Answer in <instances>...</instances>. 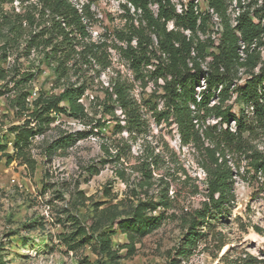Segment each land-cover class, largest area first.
<instances>
[{
  "label": "rangeland",
  "instance_id": "rangeland-1",
  "mask_svg": "<svg viewBox=\"0 0 264 264\" xmlns=\"http://www.w3.org/2000/svg\"><path fill=\"white\" fill-rule=\"evenodd\" d=\"M74 1L79 5L88 0ZM174 1L177 4L194 1L201 11H209L207 0ZM125 3L126 0H95L91 6L97 18L89 26L92 38L110 45L112 64L105 70L99 65L90 71L83 70L86 73L83 78L77 73L71 75L70 81L78 85L88 79L81 98L88 116L78 119L68 113L54 114L49 129L30 139L22 157L7 163L0 152V264H170L191 217L208 199L207 171L214 167L211 149L217 151V157L224 152L228 159L236 199L225 213L211 220V226L204 227L208 235L193 255L179 257L180 264H264V174L252 165L254 156L264 157V122H256L255 128L244 134L248 144L245 153L223 144L221 150L217 139L227 124L214 111L206 116L201 112L204 117L197 128L202 140L184 144L174 121L165 118L158 121L154 117L152 108L164 109L163 80L154 82L149 76L145 81L138 79L114 48L125 44L118 39V33L129 29L132 22L139 24V15L133 7L127 12ZM236 4V0L233 6L228 2L229 15L232 16ZM14 6L16 11L21 10L17 2ZM6 7L12 9V4ZM152 9L156 12L157 5L153 4ZM168 26L172 28L173 21ZM6 31L3 28L0 32V67L10 71L18 65L22 71L34 74L27 87L30 101L42 91L60 94L64 85H59L53 66L43 54L38 51L24 54V40L29 33L11 48L7 59L3 58ZM222 32L212 16L207 32L199 31V35L203 39L211 36L219 43ZM154 39L156 42L155 35ZM257 49L264 59V45ZM153 68L149 65L143 69L149 73ZM254 71L258 73L259 67ZM249 74L245 68L238 70L230 97L222 104L238 116L243 115V110L249 116L253 114V108L243 106V99L240 101L234 91L246 82ZM117 78L133 85L131 93L142 114L137 127L129 126L116 102L109 101L113 105L110 110L104 105L107 91H113L112 83ZM3 83L0 80V143L8 141V152L13 153L15 134L9 129L24 124L25 116L11 107L10 93L2 87ZM216 94L220 96L212 99L211 106L220 103L222 95L219 91ZM231 127L235 131V121ZM207 128L215 141L204 136ZM84 132L87 135H82ZM69 133L76 139L70 147L48 153V147L56 139ZM118 147L122 148V156L115 160ZM144 167L149 168L150 177L144 173ZM162 193H166L172 206L152 211L165 214L158 229L144 236H129L119 229L118 221L128 217L140 201H159ZM112 224L117 232L112 235V255L108 256L96 237ZM80 228L87 229L86 235H94L89 243H83V236L77 235Z\"/></svg>",
  "mask_w": 264,
  "mask_h": 264
},
{
  "label": "trees",
  "instance_id": "trees-1",
  "mask_svg": "<svg viewBox=\"0 0 264 264\" xmlns=\"http://www.w3.org/2000/svg\"><path fill=\"white\" fill-rule=\"evenodd\" d=\"M207 1L209 8L221 18L223 32L219 43L211 36L203 39L199 35V31L207 32L213 14L201 11L194 1H190L180 13L173 0H126L123 6L127 12L134 8V12L139 15V24L132 22L129 29L118 33V39L125 44L114 48L130 64L138 79L145 81L149 76L154 82L163 80L164 109L159 110L157 106L152 108L154 117L158 121L163 118L174 121L184 144L202 140L200 129L197 128L204 117L201 112L206 116L214 111L227 124L226 128L221 129L217 145L223 144L245 153L248 144L244 134L251 132L256 122H264V59L257 49L264 45V0L261 3L258 0L249 3L237 0L240 14L236 25H233L228 13V2L232 5L233 0ZM15 2L21 7L20 11H16ZM93 2L95 0H88L78 5L74 0H0V32L3 28L7 29L3 58L7 59L11 48L20 44L26 33H29L24 40V54L30 55L33 51L43 54L45 61L53 66L59 85H64L60 94L48 95L42 91L30 101L27 87L34 74L22 71L18 65H14L10 71L0 67V80H4L2 87L10 93L11 107L25 116L24 124L9 129L15 134L14 152H8V141L0 143V152L7 158V163L22 157L30 139L49 129L55 119L54 114L68 113L78 119L88 116L86 106L81 101L88 79L78 85L70 81L71 75L77 73L83 78L86 75L83 70L90 71L95 65L105 70L112 64L108 51L110 45L105 40L94 41L92 38L89 26L97 21L91 9ZM7 4H12V9H8ZM153 4L157 5L156 12L152 9ZM254 4L257 6L253 7ZM170 21L174 23L172 28L168 26ZM149 65L154 68L147 73L143 68ZM256 67H259L258 73L254 71ZM240 68H245L250 74L246 82L235 87L234 91L238 93L240 101L243 99V106L246 104L253 108L252 116L244 110L243 115L238 116L222 107L230 97L233 78ZM203 85L205 87L199 91ZM112 89L107 91L105 107L110 110L113 105H109V101L116 102L129 126H139L142 114L131 93L133 85L126 79L117 78L112 83ZM216 91L222 97L218 105L211 106L212 99L220 96ZM64 102L66 106L62 105ZM233 121L236 123L235 131L231 127ZM98 124L100 126V121ZM83 134L87 135L86 132ZM204 136L215 141L211 129L207 128ZM75 140L74 134H66L48 147V153L66 150ZM118 148L115 160L122 156V148ZM216 153L215 149L210 150L214 167L207 171L208 199L191 217L183 242L170 264H180L179 257L189 258L193 255L202 239L208 235L203 231L204 227L211 226V220L225 213L236 199L232 167L224 157V152L222 157H217ZM252 165L264 174L263 156H254ZM143 169L146 176L150 177V173H147L149 168ZM166 198V193H162L159 201H140L128 217L118 221L119 229L129 236H144L158 229L166 217L164 213L154 214L152 211L159 207L170 208L171 202ZM113 226L110 225L96 237L101 250L108 256L112 255V235L117 232ZM86 234L85 228H80L77 233L83 236V243H89L94 238V235Z\"/></svg>",
  "mask_w": 264,
  "mask_h": 264
},
{
  "label": "built area",
  "instance_id": "built-area-1",
  "mask_svg": "<svg viewBox=\"0 0 264 264\" xmlns=\"http://www.w3.org/2000/svg\"><path fill=\"white\" fill-rule=\"evenodd\" d=\"M174 1V0H173ZM234 1V0H233ZM175 2V1H174ZM236 2H237V0H236ZM176 3V2H175ZM186 6H187V4H185V3H179V4H177L176 3V7H177V10H178V12H183V10H184V8H186ZM233 6V5H232ZM235 10H233V11H231V14H232V23H233V25H236L237 24V22H238V16H239V14H240V8L237 6V4L235 5ZM231 10H232V7H231ZM209 11L213 14V16L215 17V19H216V21H217V23H218V26H220V28L223 30V26H222V22H221V18L216 14V13H214V11L212 10V9H210L209 8ZM188 32V34H190V32L189 31H187ZM242 47H244L243 45H242ZM204 84V83H203ZM203 88L205 87L204 85L202 86ZM201 87V88H202Z\"/></svg>",
  "mask_w": 264,
  "mask_h": 264
}]
</instances>
